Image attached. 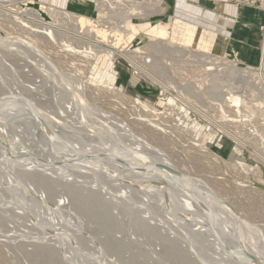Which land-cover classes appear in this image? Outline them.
<instances>
[{"label":"bare ground","instance_id":"6f19581e","mask_svg":"<svg viewBox=\"0 0 264 264\" xmlns=\"http://www.w3.org/2000/svg\"><path fill=\"white\" fill-rule=\"evenodd\" d=\"M91 1L110 10L109 17L91 21L42 6L48 21L35 8L0 1V27L8 29L0 35V56L14 52L29 58L27 71L39 81L0 98V205L12 207L15 200L16 216L30 217V227L45 230L37 237L44 243L33 250L42 258H117L122 248L96 232L120 229L117 215L124 213L133 214L129 221L144 233H157L168 248L164 256L181 242L188 246L183 258L200 257L197 245L221 249L215 252L220 258H203L201 264H264V228L251 225L244 211L264 196L244 175L254 172L264 182V144L260 148L243 136L250 119H234L245 107L252 120L249 104H264V45L257 68L214 63L205 53L217 38L212 31L203 29L195 41L196 26L178 18L170 24L131 22L132 16L161 12L158 0H122L124 10L120 0ZM139 33L154 42L130 48ZM193 43L201 52L190 49ZM115 56L159 88L156 105L115 87ZM250 77L252 99L244 96L242 83ZM38 86L43 97L48 87L54 98L37 99ZM22 125L23 138L13 130ZM221 135L234 142L237 153L248 150L256 165L229 162L204 145ZM225 172L238 182L224 180ZM57 188L66 195L55 199ZM130 199L138 201L123 208ZM69 207L99 231L72 217ZM89 242V253L75 251ZM179 251L185 248L179 245Z\"/></svg>","mask_w":264,"mask_h":264},{"label":"rangeland","instance_id":"374dc122","mask_svg":"<svg viewBox=\"0 0 264 264\" xmlns=\"http://www.w3.org/2000/svg\"><path fill=\"white\" fill-rule=\"evenodd\" d=\"M0 1L4 3L5 2L16 3L19 4V6H21L22 8H29V7L35 8L39 10L41 16L48 21L51 20V17L41 9L42 6L48 8H55L76 15H82L86 19L91 21L107 19L110 14V10H108L107 8H101L99 6H95L94 2H92L91 0H70L71 1L70 5L62 6L60 8H56L59 6L56 7L46 6L47 5L46 3L39 2L38 0H0ZM101 1L108 2L113 0H101ZM121 4L122 5H120L118 8L119 10H124L125 2L123 3L122 1ZM156 5H158L162 9L161 12H153L151 14H147L144 16L135 15L131 17V22L133 24H139L142 22H150L152 24L163 22L166 24H170L175 18L181 19L185 22H188L196 26L195 41H198L199 35L202 33L203 29L212 31L217 34L215 43L213 44V46L210 48L209 51L205 52L211 56L212 62L217 61L226 64L230 62L235 64L239 68H245V67L257 68L259 66L260 56L258 55L257 58L258 60L255 63L247 62L245 57L253 49H250L248 46H244L242 44L243 40L233 39L232 35H233L234 15L236 14L235 11H238L240 9H245L246 12L247 10H259L260 11L259 17H261L262 22L257 29L258 38L255 35L256 39L252 40V42L258 45L257 47L254 46V48L258 50V54L261 53L264 45L263 42L264 41V0H158ZM136 7L140 8V5L138 4ZM7 30L8 29L0 27V35L4 36ZM153 42L154 41L148 35L139 33L131 41L129 47L134 49ZM247 42L249 43V41ZM49 47H51V45ZM54 47L55 49H61V48H57V46ZM190 49L195 52H201L200 50L196 49L195 43H193L190 46ZM155 54L156 53H154V55ZM175 58L180 59L179 55L176 56ZM214 58H216V60ZM28 59H26L24 56H21L19 54H15L14 52L0 56V98L8 97L9 96L8 94H11L10 92H12L11 90L15 89L16 87L28 88L30 86H33L31 83L39 84V81H35L37 80V76L35 75L36 73L27 71L28 68L25 66V64L30 62L29 61L30 59L29 60ZM161 60L163 63L165 62V60L163 59ZM71 62L72 61L70 60L64 61L62 63L64 64V66L62 65L61 66L67 68V65H69ZM114 69L116 71V78L114 81L116 84L115 87H117V89L120 88V90L124 93L125 96H128L130 98L132 97V98H139L141 100H147L152 105H156V103L158 102V96L160 94V90L159 88H157V86H153L149 82H146L142 78L136 76V74L133 73V71L131 70V67L128 66L127 62L118 56H115L114 58ZM88 75L90 77V74ZM242 83H245L247 87L245 89L244 96L248 99L254 98L251 97L253 96L251 94L252 83H253L252 77H250V79H243ZM48 89H49L48 87H44V91L47 92V95L43 97V94L40 91V87L38 86L39 92L38 93L35 92L34 94L35 97L37 99L43 98L42 100L45 99L47 100L48 98L49 99L54 98L51 91H47ZM54 104L55 102L53 104L51 103V105L53 106ZM249 106L254 111L252 113L253 116L252 120L250 116L248 117L250 113V109L248 110L245 107H243V109L241 110L240 116L234 117V119L236 121L238 120L244 121V119L246 121L250 119L247 123V126L246 127L243 126L242 128L244 129L243 133L247 134V135L243 134V136L247 140L251 141L249 143L252 144L253 142V145L262 148L264 144V141L262 140V138L264 139V118H263L264 104L262 103V105H258L256 102L252 101V103L249 104ZM156 107L161 112L163 111L164 113L165 112L169 113V110H167L163 106H156ZM56 110L57 109H54V111ZM32 116L34 117V115ZM25 127L23 125L19 127L20 129L18 127H13V130L15 131L16 134L18 135L20 134L21 136L20 135L19 136L23 138L27 136L22 132L26 130ZM254 127L256 128L255 131L257 132L253 130ZM204 145L205 146L207 145L213 153H215L216 155L222 157L223 159L229 162L240 161L249 164L251 166L256 165L255 160L252 159V157L250 156V152L248 150L247 151L244 150L242 153H237L234 149L235 148L234 142L226 135H221V137H219L218 139H215L211 143L206 142ZM55 159L56 158L54 157V161H56ZM48 161H50V159H48ZM206 161L211 162L210 159H206ZM222 166L219 167L218 170L219 172L223 170ZM261 170H262L261 177L264 180V167L261 166ZM232 173L233 172L231 173L225 172L223 175H221V177L228 182L237 183L238 178ZM244 175L246 176L245 181H248L251 184V186H254L256 189L264 192V182L260 183L259 181H257L254 172L249 171L247 174ZM210 176H213V174H210ZM61 195H66V194L64 191H62V189L57 188L55 191L54 198L58 199V197H60ZM54 198L53 200H55ZM140 198L141 195L139 196V199ZM11 200H14V197ZM135 201L138 200L136 199ZM135 201H131V199L130 201L128 200L127 202H125L126 205L123 206V208L125 207L128 209L133 208L132 203H135ZM10 204L12 207L8 206L7 203L6 205L8 207L6 205L5 207L3 205H0V264H201L199 261H203V258H207L210 261H212V258H220L219 255H217L216 253L222 252L221 249L217 248L214 245H208V246L197 245L198 247L196 251L199 252L200 257L202 258L200 257L196 258L194 254L193 255L188 254L189 258H185L186 257L185 252L186 249H188V246L185 243L182 244L181 242H179V245H181L182 248H185L184 252L181 251L176 252L178 251L179 245L174 244L172 248L174 249L173 250L174 252L172 254H166V256H164L166 253V249L168 248L165 246V243L161 241L157 233H152V235L144 233L141 229L133 226L129 221L131 220L133 214L125 215L123 213L122 215L121 214L117 215L120 229L110 232L109 234L107 233L98 234V232H96V234L98 235V237H100V239L112 238L111 240H113L115 244L119 245L120 248H122L121 252L115 255L117 258L109 255H106L107 258L102 257L103 255L102 256L101 254L98 255L97 252L96 254L98 256L96 255L97 256L96 258H42L39 257V254L38 255L36 254L37 251L35 252L33 250H35L36 244H40L41 242L44 243L42 240H40L37 237L42 236V232H44L45 230H41L40 227L37 226L35 227V225L30 227V222H28V219H30V217L28 218L25 217V219L18 218L16 216L17 215L16 212L18 211L16 210L18 208L16 201L15 200L13 202L11 201ZM14 206L17 208L14 209ZM68 210L70 214H72L73 212V215H71L72 217H75V219H80L81 221H83L87 229L91 230L92 232L96 230L99 231L98 227H95L93 223H89L87 221V218H85L82 214H80L76 208L69 207ZM153 210H157V207L155 208L153 206ZM244 211L245 213H248L246 214L247 216L245 215V213L244 215L246 216V218L248 216L250 217V218L248 217L247 220H249L248 222L251 225L254 224L253 226H258V227L262 226V228H264V196L261 195L260 198L254 199V201L252 202V206L249 207L248 209L244 208ZM113 212L115 213L116 211ZM137 213H138L137 215L143 216V214L140 211ZM162 219L164 221L167 220L165 219V217ZM170 225L172 229L177 230L173 223ZM166 229H168V226H166ZM161 231H163L162 232L163 234L164 233L169 234L167 230L163 229ZM38 239L40 241H38ZM128 243H130V245H128ZM88 246L91 247L92 244L89 242L88 245H85L83 247L79 246L78 250L75 251L79 253L80 250V253H82L83 255L87 254L90 252ZM69 251H71V248H69ZM97 251L99 253L101 252L99 249ZM108 253L114 254L112 252H108ZM212 253H214L215 256ZM144 255L145 257H143ZM183 256L185 257L183 258ZM202 264H204V262Z\"/></svg>","mask_w":264,"mask_h":264},{"label":"crops","instance_id":"0c3cea01","mask_svg":"<svg viewBox=\"0 0 264 264\" xmlns=\"http://www.w3.org/2000/svg\"><path fill=\"white\" fill-rule=\"evenodd\" d=\"M39 2L46 3V6H52L56 8H60L62 6L70 5V0H38ZM45 5V4H44ZM241 10V11H240ZM235 11L236 14L234 15V25H233V39H241L243 40L242 44L244 46H248L251 52L245 57L246 61L249 63H255L258 59V55L260 56L261 53L258 54V50L254 48V46H258L252 42V40L258 38V26L261 24L262 19L259 17L260 11L259 10H246L240 9ZM247 13V14H246ZM256 35V36H255ZM249 41V43L247 42ZM260 60V59H259Z\"/></svg>","mask_w":264,"mask_h":264},{"label":"built area","instance_id":"2783aa9c","mask_svg":"<svg viewBox=\"0 0 264 264\" xmlns=\"http://www.w3.org/2000/svg\"><path fill=\"white\" fill-rule=\"evenodd\" d=\"M237 2V1H236Z\"/></svg>","mask_w":264,"mask_h":264}]
</instances>
